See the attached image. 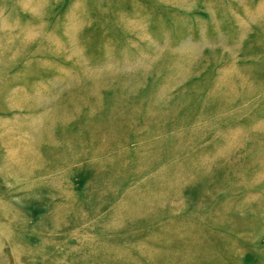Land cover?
<instances>
[{
    "label": "rangeland",
    "instance_id": "rangeland-1",
    "mask_svg": "<svg viewBox=\"0 0 264 264\" xmlns=\"http://www.w3.org/2000/svg\"><path fill=\"white\" fill-rule=\"evenodd\" d=\"M0 29V264H264V0H0Z\"/></svg>",
    "mask_w": 264,
    "mask_h": 264
},
{
    "label": "bare ground",
    "instance_id": "bare-ground-1",
    "mask_svg": "<svg viewBox=\"0 0 264 264\" xmlns=\"http://www.w3.org/2000/svg\"><path fill=\"white\" fill-rule=\"evenodd\" d=\"M32 11H33V10H32ZM7 24H8V23H7ZM4 25H6V23H5ZM8 25H9V24H8ZM6 26H7V25H6ZM0 31H1V29H0ZM26 32H27V31H25V35L27 34ZM29 32H30V31H29ZM5 33H6V32H5ZM5 33H4V34H5ZM17 33H18V32H17ZM9 34H10V33H9ZM9 34H8V35H9ZM29 36H30V35H29ZM3 37H4V39H5V36H3ZM3 37H2V38H3ZM10 37H11V36H10ZM7 39H8V38H7ZM6 44H8V43H6ZM11 44H12V43H11ZM3 45H4V44H3ZM10 46H11V45H9V47H10ZM9 47H8V48H9ZM20 47H21V46H20ZM4 48H5V47H4ZM0 50H1V49H0ZM2 51H4V50L2 49ZM5 51H6V50H5ZM14 51H15V50H14ZM15 52H16V51H15ZM12 53H13V52H12ZM21 54H22V53H21ZM25 54H26V53H25ZM4 55H5V54H4ZM13 56H14V55H13ZM5 57H6V56H5ZM8 58H9V56H8ZM8 58H7V59H8ZM18 59H19V58H18ZM1 61H3V60H1ZM4 61H5V60H4ZM9 63H10V62H9ZM0 65H1V64H0ZM7 65H8V63H7ZM1 68H2V67H1ZM6 68H7V67H6ZM2 69H3V68H2ZM1 71H2V70H1ZM89 72H90V71H89ZM85 73H86V72H85ZM4 84H5V83H4ZM163 90H164V89H163ZM0 95H1V94H0ZM1 96H2V95H1ZM158 97H159V96H158ZM160 97H161V96H160ZM2 98H3V97H2ZM3 103H4V102H3ZM5 107H6V106H5ZM7 111H8V109H7ZM7 114H8V113H7ZM12 125H13V124H12ZM32 126H33V125H32ZM14 127H15V126H14ZM14 127H12V128H14ZM6 129H7V128H6ZM14 129H16V128H14ZM0 130H1V129H0ZM10 130H11V128H10ZM14 131H15V130H14ZM0 132H1V131H0ZM6 133H7V132H6ZM12 134H13V132H12ZM7 135H8V134H7ZM10 139H11V138H10ZM10 141H11V140H10ZM10 144H11V143H10ZM17 144H18V143H17ZM6 145H7V144H6ZM4 147H5V146H4ZM5 149H7V148H5ZM19 149H21V148H19ZM23 149H24V148H23ZM0 151H1V150H0ZM12 152H13V150H12ZM33 152H34V151H33ZM6 153H7V152H6ZM20 153H21V152H20ZM35 153H36V152H35ZM3 154H5V153H3ZM34 157H35V156H34ZM0 159H2V158H0ZM30 159H31V157H30ZM29 161H30V160H29ZM34 161H36V160H34ZM16 162H17V161H16ZM19 162H20V161H19ZM3 163H5V162H3ZM33 163H34V162H33ZM0 165H1V164H0ZM3 165H4V164H3ZM20 166H21V165H20ZM24 166H25V165H24ZM34 166H35V164H34ZM7 167H8V166H7ZM17 167H18V166H17ZM35 167H36V166H35ZM1 168H2V167H1ZM15 168H16V167H15ZM27 168H28V166H27ZM6 169H7V168H6ZM25 169H26V168H25ZM14 170H15V169H14ZM14 170H13V171H14ZM17 170H18V169H17ZM2 171H4V169L1 170V172H2ZM13 171H12V172H13ZM19 171H20V170H19ZM22 171H24V170H22ZM25 171H26V170H25ZM12 172H11V173H12ZM14 173H15V171H14ZM26 173H27V172H26ZM31 173H32V171H31ZM2 174H3V173H2ZM6 174H7V173H6ZM12 174H13V173H12ZM8 175H9V174H8ZM33 175H34V174H33ZM21 176H22V175H21ZM23 176H24V175H23ZM25 177H26V176H25ZM29 177H30V176H29ZM3 179H4V178H3ZM7 180H8V179H7ZM11 180H12V179H11ZM13 180H14V179H13ZM14 181H15V180H14ZM10 182H11V181H10ZM11 184H12V183H11Z\"/></svg>",
    "mask_w": 264,
    "mask_h": 264
}]
</instances>
